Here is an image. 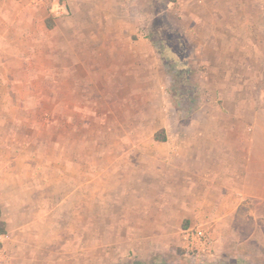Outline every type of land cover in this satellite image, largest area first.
<instances>
[{
    "label": "rangeland",
    "instance_id": "374dc122",
    "mask_svg": "<svg viewBox=\"0 0 264 264\" xmlns=\"http://www.w3.org/2000/svg\"><path fill=\"white\" fill-rule=\"evenodd\" d=\"M5 4L31 12L0 8L29 39L0 78V264H221L185 155L233 149L238 105L264 107V0ZM247 209L228 264L264 261Z\"/></svg>",
    "mask_w": 264,
    "mask_h": 264
},
{
    "label": "crops",
    "instance_id": "0c3cea01",
    "mask_svg": "<svg viewBox=\"0 0 264 264\" xmlns=\"http://www.w3.org/2000/svg\"><path fill=\"white\" fill-rule=\"evenodd\" d=\"M5 1L7 0L0 2L1 5H5L0 8H2L1 10L4 8H7L8 11L11 10L12 22L18 21L19 14L24 13L28 16L27 14L31 12V9L26 7L20 8L12 5L8 7ZM12 27L15 28L0 29V78L13 75L9 74L7 69L10 64L13 66L14 62L18 66V57L21 52L20 43H25V39L29 42L28 38H23L21 41L17 25ZM238 106L236 127L233 131L234 135H232L234 148L228 149L229 146L225 141H228L230 133L224 129L225 133L222 136L225 140H222V137L218 140L221 149L189 150L185 157L190 170L183 169V175H186L185 180L188 182L187 186L192 182L196 184V186H189V189L205 190L207 193V197L196 202V205L203 207L205 229L213 243V254L218 257L220 263L222 259L221 264H228V256L233 252V249L240 250V252L244 249L245 244L234 242L236 237L234 233L239 231H234L231 226L232 222L238 221L242 217L240 214L245 205L248 208V213L244 215L246 219L257 223V225L259 223L260 226L264 224V107L259 108L257 102L243 103ZM192 175L197 176L196 181L192 179ZM195 215L193 211L187 212V218L190 221L194 217L196 218ZM224 223L228 225L222 229ZM219 228L221 230L219 234L223 232V238L220 237L217 241ZM262 229L259 227L260 232H263ZM250 237L247 238V241ZM254 242L255 245H258L256 241ZM261 246L264 250V242ZM247 262L248 264H264V261L261 262L259 259L256 262L253 260ZM232 263L244 264V261L234 258Z\"/></svg>",
    "mask_w": 264,
    "mask_h": 264
},
{
    "label": "built area",
    "instance_id": "2783aa9c",
    "mask_svg": "<svg viewBox=\"0 0 264 264\" xmlns=\"http://www.w3.org/2000/svg\"><path fill=\"white\" fill-rule=\"evenodd\" d=\"M194 240L197 242V244L199 243L201 248V252L202 253H206L209 254L210 248H211V241L208 238V236H206L205 232L201 231V230H197L195 233V237H193ZM202 240V242H200ZM196 250H198V252L200 251V248H198V246L195 247Z\"/></svg>",
    "mask_w": 264,
    "mask_h": 264
},
{
    "label": "trees",
    "instance_id": "16d2710c",
    "mask_svg": "<svg viewBox=\"0 0 264 264\" xmlns=\"http://www.w3.org/2000/svg\"><path fill=\"white\" fill-rule=\"evenodd\" d=\"M49 28H51V25L49 24ZM155 140L159 142H164L165 137L163 135H156ZM6 233V224L5 222L1 219V210H0V236L5 235Z\"/></svg>",
    "mask_w": 264,
    "mask_h": 264
}]
</instances>
